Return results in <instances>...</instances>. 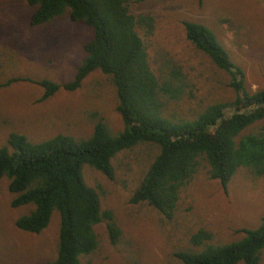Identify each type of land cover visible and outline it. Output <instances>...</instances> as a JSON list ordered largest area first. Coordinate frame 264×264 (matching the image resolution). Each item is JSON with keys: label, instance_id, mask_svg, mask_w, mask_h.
I'll return each instance as SVG.
<instances>
[{"label": "rangeland", "instance_id": "rangeland-1", "mask_svg": "<svg viewBox=\"0 0 264 264\" xmlns=\"http://www.w3.org/2000/svg\"><path fill=\"white\" fill-rule=\"evenodd\" d=\"M129 10L133 16L152 19L149 37L142 30L139 33L158 80L167 76L170 67L180 71L178 100L170 101L167 95L158 98L164 105L163 116L189 119L208 104H228L234 99L228 75L185 39L184 21L203 24L214 34L229 61L240 69L247 93L264 88V0H137ZM31 11L24 0H0V82L19 78L0 88V143L8 132L36 141L56 132L85 137L97 119L111 132L120 131L113 88L98 71L89 73L72 93L60 89L37 101L42 88L34 81H70L91 29L71 22L67 11L31 27ZM232 112L227 105L224 114ZM256 122L241 133H257L264 127V118ZM154 152L144 144L118 152L110 161V180L82 165L84 184L98 194L100 209L111 212L120 236L116 244H110L103 223L95 225L97 245L79 257L80 264H181L174 254L198 252L201 245L193 246L189 239L199 230L210 234L203 243L216 247L241 238L237 229L251 230L259 224L264 214V171L254 175L249 167H238L223 190L218 181L208 179L201 163L179 189L169 219L145 203L131 204L129 198ZM7 183L0 179V264H52L57 216L53 214L38 234L16 230L14 220L30 208L10 207ZM259 264H264V251Z\"/></svg>", "mask_w": 264, "mask_h": 264}, {"label": "trees", "instance_id": "trees-1", "mask_svg": "<svg viewBox=\"0 0 264 264\" xmlns=\"http://www.w3.org/2000/svg\"><path fill=\"white\" fill-rule=\"evenodd\" d=\"M137 0H24L32 8L29 25L38 26L67 11L71 22L91 29V37L81 47L83 56L70 81L57 84L34 81L42 88L37 101L58 90L67 93L80 88L93 71L107 77L113 88L122 129L111 132L101 119L94 121L85 137L51 133L40 140L8 132L0 143V179L5 178L12 195L10 207H29L13 226L27 234L40 233L55 214L57 242L52 264H80L79 257L91 253L97 238L93 227L103 223L106 238L116 244L120 230L109 210H101L98 194L87 187L81 167L86 165L112 179L111 159L138 144L149 145L154 155L136 189L131 204L145 203L169 219L177 205L179 189L200 167L206 166L208 179L219 182L223 190L238 167H249L254 175L264 171V127L257 133H241L264 118V88L247 93L242 73L228 59L214 34L203 24L182 23L185 39L229 77L234 99L227 104L211 103L195 116L179 119L163 116L159 96L178 100L180 71L170 67L158 80L150 68L142 34L150 35L152 19L133 16L130 4ZM178 77V79H177ZM19 78H9L0 88ZM229 105L233 112L224 114ZM256 122V123H257ZM238 240L216 247L203 243L210 234L199 230L190 243L201 245L198 252L178 251L181 264H259L264 251V214L254 229H237Z\"/></svg>", "mask_w": 264, "mask_h": 264}, {"label": "clouds", "instance_id": "clouds-1", "mask_svg": "<svg viewBox=\"0 0 264 264\" xmlns=\"http://www.w3.org/2000/svg\"><path fill=\"white\" fill-rule=\"evenodd\" d=\"M3 82H5V81H3ZM3 82H0V84L3 83ZM93 170H94V169H93ZM105 178H106V177H105Z\"/></svg>", "mask_w": 264, "mask_h": 264}]
</instances>
